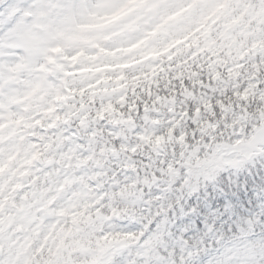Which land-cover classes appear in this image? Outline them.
<instances>
[{
    "label": "trees",
    "instance_id": "obj_1",
    "mask_svg": "<svg viewBox=\"0 0 264 264\" xmlns=\"http://www.w3.org/2000/svg\"><path fill=\"white\" fill-rule=\"evenodd\" d=\"M200 12L207 11L198 8L197 15ZM182 13H184L182 18H185L186 10ZM210 20L211 23L203 35L191 37L184 46L170 51L159 59L140 63L135 68L125 70L122 76L110 75L99 82L84 78L77 88L75 87L77 78L71 79L68 82L70 89L64 104L67 109L65 123L78 124L79 127L83 125L87 129L99 128L100 131L95 134V138L100 137V134L105 135L106 142L114 146L122 159L127 158L131 161L134 166L127 163H124V166L131 169V173H135V179L131 188L128 184L121 189V195L125 197H129L134 188L145 190L144 182L147 183L150 179L165 177L173 179L172 168L168 167L172 157L170 155L180 159L177 164H173L174 168L177 170L188 168L187 177L179 187L178 196L174 195L171 200V206L158 211L157 215L150 216L146 212L142 216L144 220L151 219L146 225L148 229L154 218L155 220L160 216L178 218L170 213L179 210L176 209L179 203H190V197L192 203H195L194 194L198 190L201 192L200 199L206 197L208 192L201 190L206 186H210L208 191L212 192L215 187L223 184L225 187L229 186L228 188L235 194L236 190L243 191L247 182L249 191L237 197L235 209L231 206L228 208L227 220L235 225L236 231L224 232L218 226L217 232L212 233L215 239L206 241L208 234L204 235L199 231L196 236H191L192 232L184 228L182 239L186 245L191 246L194 255L192 254L191 258L185 257L183 264H249L252 254L235 261L234 258L219 255L218 251L212 254L226 239L243 233L242 231L252 232L244 239V242L247 240L251 242L246 252H252L256 247H260L261 253H255L252 258L264 264V215H261V219L249 223L253 218L252 212L256 202L264 200L262 167L264 160L253 159L254 166L250 173H245L244 170L234 173L223 169H208L212 168L213 162L200 158L204 147L202 143L209 140L210 136L217 137L219 143L226 141L228 133L230 134L226 114L230 110L238 111L247 117V131L264 122V0H228V5L214 11ZM189 26L190 24H184L183 28ZM240 60L246 61L228 74L229 64ZM178 109L187 113L188 118L173 125L171 143L163 141L161 133L151 132L144 143L141 142L132 152L123 148L119 141L100 125L103 121L110 124L119 120L128 128L130 119L145 124L150 117L165 121L168 113H174ZM128 137L133 140L135 135L130 133ZM159 150H162V153ZM107 163L110 162L104 161V166ZM261 163V167H257ZM15 165L12 164L14 170ZM97 177L96 175L95 179ZM210 178L214 181L209 183ZM256 189L263 193L262 198L255 196ZM92 191L97 195L94 190ZM88 207L80 208V204H77L76 213L82 211L84 214L94 213L95 206L92 209ZM103 209L106 210V205H103ZM75 221L79 226L80 222H77V219ZM173 222L174 231H171L179 233L175 231V227L181 230L180 225H177L180 220ZM145 224L144 222L143 225ZM90 226L96 227L95 221L78 228L75 226L76 229L71 228L70 233L75 236V240L69 248L67 262L112 264L108 260L109 248L103 247L105 243L100 240L101 235L95 240L96 233L91 234ZM175 233L173 237L176 236ZM174 244L178 245V242L174 241ZM96 247L103 248L97 252ZM78 249L91 250L88 251L90 255L81 258L77 255Z\"/></svg>",
    "mask_w": 264,
    "mask_h": 264
},
{
    "label": "rangeland",
    "instance_id": "obj_2",
    "mask_svg": "<svg viewBox=\"0 0 264 264\" xmlns=\"http://www.w3.org/2000/svg\"><path fill=\"white\" fill-rule=\"evenodd\" d=\"M187 1L3 0L1 4L4 8L3 14L0 13V148L3 147V144L8 145L11 150L19 146L20 137L16 127L21 123L24 104L28 102L32 109L39 106L38 110L41 111L51 103L56 102L58 105L63 101L66 75L81 72L98 74L103 77L107 72L117 73L132 67L139 60L157 58L170 49L182 46L191 33L198 31L200 33L203 28H206L208 16L198 17L197 26L195 25L188 34L182 31L184 24L188 23L187 19L190 20L189 17L196 15L198 8L205 7L207 11L210 8L216 9L224 5V0H190L193 6L187 8L184 6ZM122 7H126L130 13L125 12V9L117 17L118 20L117 18L113 19L114 22L119 21V27L111 24L107 30L101 27L100 32L116 30L118 37L115 38V46L127 44L130 41L126 34L127 30L134 32L133 45L136 48L133 53L140 54L138 57H124L127 52L116 53V55H113L112 52H103L101 59L99 55H96L99 51L97 45H91L92 47L87 49V56L85 55L78 61L74 60L71 49H68L67 52L60 51V55L57 56L58 47L69 38L70 33L73 35L84 34L86 38L88 37L87 31L90 30L88 26L91 20L112 13L115 15ZM182 10H187L185 18H182L184 16ZM25 12H28L30 16L25 17ZM121 17H123L122 20ZM7 18L8 23L11 24L8 30L4 28L5 24L7 26ZM105 22L107 23L108 20ZM124 23L126 26L122 29L120 26ZM131 23H134V27H128L127 24ZM42 59H46L47 66L42 64ZM239 63L230 64V68L239 65ZM49 64L53 67H49ZM48 72L50 77L46 74ZM178 114L181 121L187 117L180 112ZM228 116V124L229 127H232V134L226 138L227 143L239 145L245 142L249 136L245 132L244 116L237 111H231ZM39 117L37 115L35 119L37 120ZM175 117L169 116L170 123H175L173 120ZM53 122L55 123V121ZM163 124L165 125L164 138L166 141L172 142V127H169L171 124L168 121ZM35 127L33 132L30 131L34 136L43 133L44 128ZM157 127L158 125L151 129L156 130ZM105 129L120 139L124 146L131 147L123 122L113 123V125L106 124ZM134 132L136 138L142 140L149 130L139 125ZM91 136L83 138L81 142H68L64 148L59 146L53 149L52 153L56 162L48 168L32 165L31 172L35 173L38 179L36 187H23L17 195V207L15 205V209H17L13 223L8 227L6 225L0 226V264H25L32 252L39 249V244H41L57 216L62 215V208L66 206L69 192L77 188L88 189V180L85 181L84 176L86 175L84 174V161L78 160L72 163V158L77 155H90L94 144V139ZM211 146L212 144L204 145L206 154L207 152L210 155L213 154ZM100 153H108L111 158L117 156L103 140ZM99 156H95L96 160ZM200 158L207 160V162H213L203 154ZM178 159L174 158V163L177 164ZM233 159L235 163L237 158L232 156L224 158L227 164L230 163L228 166L232 165ZM215 160H217V156ZM69 164H73L74 168H70ZM187 170L188 168H185L180 171L175 185L164 182L162 184L165 185V188L149 189L144 192V194L157 192L151 198L152 204H154L153 209L165 202L166 198L161 200V197L167 193L169 195L176 189L177 183L183 181L187 176ZM119 174L122 179L127 176L125 171ZM82 178L83 182H81ZM119 179L112 176L110 180L117 182ZM87 195V191L84 192V197ZM150 197L151 195L148 193V196L141 199L140 208H148ZM128 207L130 208V205ZM99 215L101 214L98 213ZM129 215L130 220L135 215L134 211L131 210ZM64 223L65 219L60 220L58 225ZM96 225L103 236L109 238L108 242L126 241L130 238L136 240L137 238L136 234L131 232V227L135 225L131 221L117 223L115 220L106 221L103 217L98 220ZM58 231L62 232L63 229L58 228ZM146 252L149 254L146 255ZM153 254H155L153 243L149 240V236H145L140 243H135L133 248L130 245L118 246L113 251L115 264H162L163 259L157 263H155V259H151ZM37 261L33 260L32 262ZM168 262L171 264L170 261ZM27 264L32 263L28 261Z\"/></svg>",
    "mask_w": 264,
    "mask_h": 264
},
{
    "label": "snow or ice",
    "instance_id": "obj_3",
    "mask_svg": "<svg viewBox=\"0 0 264 264\" xmlns=\"http://www.w3.org/2000/svg\"><path fill=\"white\" fill-rule=\"evenodd\" d=\"M223 175V173H221ZM210 186H206L203 192H208V195L203 199H200L201 192L198 190L196 194V202L192 203V198H189L190 204L185 208L188 213L187 216L183 217V220L194 225L193 229L189 231H207V239L214 240L212 236L213 232H217L218 226L222 228L224 232L236 231L235 225L231 224V221L227 220L228 208L231 206L233 209L236 208L237 197L242 196L243 192L249 191L248 183L245 182L243 191L236 190L233 194V190L225 187L223 184L215 187L212 192H209ZM237 189H239V180L237 181ZM159 219V217H157ZM233 219H235V214L233 213ZM156 221H153L149 225V230L154 227ZM211 224V228L208 225ZM247 248V245L244 246ZM233 251H239L238 249H233Z\"/></svg>",
    "mask_w": 264,
    "mask_h": 264
},
{
    "label": "water",
    "instance_id": "obj_4",
    "mask_svg": "<svg viewBox=\"0 0 264 264\" xmlns=\"http://www.w3.org/2000/svg\"><path fill=\"white\" fill-rule=\"evenodd\" d=\"M264 145V126L259 128L253 135V137L249 140V143L246 145L250 153L253 150H259L258 145Z\"/></svg>",
    "mask_w": 264,
    "mask_h": 264
}]
</instances>
